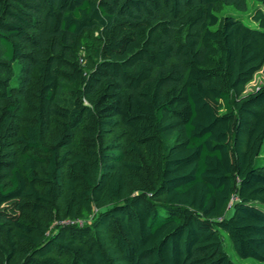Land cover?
Wrapping results in <instances>:
<instances>
[{
    "label": "trees",
    "instance_id": "1",
    "mask_svg": "<svg viewBox=\"0 0 264 264\" xmlns=\"http://www.w3.org/2000/svg\"><path fill=\"white\" fill-rule=\"evenodd\" d=\"M263 66L264 0H0V264L264 263Z\"/></svg>",
    "mask_w": 264,
    "mask_h": 264
},
{
    "label": "rangeland",
    "instance_id": "2",
    "mask_svg": "<svg viewBox=\"0 0 264 264\" xmlns=\"http://www.w3.org/2000/svg\"><path fill=\"white\" fill-rule=\"evenodd\" d=\"M258 5L256 2H249L248 8L246 11H238L236 9H233L230 6H222L221 9L219 10V15L224 16L227 14H232L238 17H242L244 19L245 23L248 25H253V23L250 20L249 14L250 12ZM97 35L95 32H86L83 35L84 41L90 45L94 42V38ZM264 85V66L263 68L256 73L254 76L253 81L248 84L246 87V93H251L254 92L258 87ZM128 137L124 134V128L122 126L116 127L114 130L109 131V133L104 137L103 143L105 145H112V144H122L124 143ZM79 141L76 142L74 149L79 148ZM257 166H264V148L262 150L260 158L256 161ZM232 209H229L226 213V217H230L232 215ZM221 240L223 244V249L226 252V254L230 257V259L235 263V264H264L262 262L253 260V259H241L239 258L234 250L231 247V243L226 235L225 232L221 231ZM56 259V258H55ZM59 263L62 264H67L66 259H57Z\"/></svg>",
    "mask_w": 264,
    "mask_h": 264
}]
</instances>
